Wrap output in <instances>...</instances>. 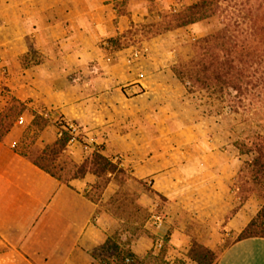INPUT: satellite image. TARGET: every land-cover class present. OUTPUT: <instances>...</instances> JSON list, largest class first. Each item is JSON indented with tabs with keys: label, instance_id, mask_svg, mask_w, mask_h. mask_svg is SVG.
<instances>
[{
	"label": "crops",
	"instance_id": "0c3cea01",
	"mask_svg": "<svg viewBox=\"0 0 264 264\" xmlns=\"http://www.w3.org/2000/svg\"><path fill=\"white\" fill-rule=\"evenodd\" d=\"M196 1L0 0V117L14 98L26 105L0 139V264H99L94 254L111 237V215L90 196L94 173L64 182L25 155L54 145L59 122L82 135L55 164L80 165L102 148L164 198H140L151 215L148 235L129 244L137 256L158 253L170 233L169 264H199L189 257L196 245L223 248L218 264H264V237L238 238L264 203L240 195L245 155L218 133L202 136L214 127L205 121L171 123L180 92L172 68L205 36L203 21L140 35L160 12ZM37 115L50 123L35 124ZM110 176L105 203L120 186Z\"/></svg>",
	"mask_w": 264,
	"mask_h": 264
},
{
	"label": "trees",
	"instance_id": "16d2710c",
	"mask_svg": "<svg viewBox=\"0 0 264 264\" xmlns=\"http://www.w3.org/2000/svg\"><path fill=\"white\" fill-rule=\"evenodd\" d=\"M228 1L197 0L192 5L183 6L173 15L165 16L164 12H160L161 20L144 26L142 30L160 25L163 29L156 32L159 35L165 31L198 23L216 14L222 15L224 26L199 39L194 56L181 69L175 68L174 72L183 84H191L196 89L218 96L219 101L226 104L221 106L223 109L227 106L229 113L238 114L239 109L245 107L247 101L253 102L252 97L255 100L260 98L256 93L258 89L264 87V0H256L253 5L254 11L249 17L236 16L233 12L230 14L228 9L222 6ZM244 3L241 2L240 5ZM238 6L239 3L236 1L233 7ZM192 90L190 92H193ZM25 109L24 103L15 98L12 99L11 106L0 117V139L10 130ZM253 114L256 117L255 120L264 129V111L256 110ZM34 121L35 124L38 123L40 126L42 124L43 127L50 123V120L39 115ZM64 126V122H59L61 136L54 145L46 147L37 156L25 155L29 156L37 166L64 182H69L71 178L84 177L87 172H92L98 177L94 188L99 186L102 178H106L105 186L107 187L111 174L117 175L120 171L125 173L109 156L102 153V148L94 150L84 163L71 164L68 177L53 171L48 164H55L57 157L66 149L71 138ZM234 146L242 155L253 154L252 160L245 161L240 170V178L244 177L247 185L244 189L246 196L242 197V200L245 201L250 193H256L264 202V132H255L246 141H236ZM149 191L163 198L152 188ZM250 237H264V203L238 238ZM152 238L155 242L158 241L157 237L152 236ZM169 239L170 233L163 239V246L158 253L153 249L146 256L139 257L129 247L131 242L123 245L109 237L102 249H108L112 255L100 256L96 253L94 257L99 264H169L166 259ZM222 249L214 251L196 245L190 251L189 257L199 264H218Z\"/></svg>",
	"mask_w": 264,
	"mask_h": 264
},
{
	"label": "rangeland",
	"instance_id": "374dc122",
	"mask_svg": "<svg viewBox=\"0 0 264 264\" xmlns=\"http://www.w3.org/2000/svg\"><path fill=\"white\" fill-rule=\"evenodd\" d=\"M236 1H238L239 6L233 7ZM241 2H249L250 4L246 5L244 3V5H240ZM255 3L256 0H229L228 2L223 3L222 6L226 7L230 14L233 12L236 13V16L240 15L242 17H249V15L254 11L253 5ZM178 12L167 10L164 11V14L166 16L173 15ZM203 25L206 32L205 36H207L218 31L224 26L223 17L220 14L213 15L203 20ZM162 29L163 28L160 25L154 26L152 28L142 30L140 35L143 38L150 37L152 35L155 36L157 35L156 32ZM203 37H199L190 41V57L184 60H179L176 64H174L172 68L173 71L175 68L181 69L184 64L190 61V59L194 56V50L198 47V40ZM178 81L180 84V92L174 102L176 114L173 121H171L172 126L175 129L184 128L194 125L198 122L205 121L210 124V126L214 127L213 129L211 127L199 129L202 136H209L214 135V133H218L217 135L220 139L223 141L231 139L233 145L236 141H246L247 138L255 132H264L262 125L255 120L256 117L253 114L256 110L264 111V87L258 89V92L256 91V94L260 96L258 100H255L254 97H252L253 102L247 101L245 103V107L239 109L238 114H231L229 113L227 106L224 109L221 107L224 103L219 101L217 98L218 96L216 97L211 95L209 92L196 89L192 87L191 84H183L179 79ZM191 89H193V92H190ZM257 95H255V97ZM225 105L226 104H224V106ZM32 154L37 156L39 153L37 150H34L32 151ZM245 158L246 159L244 162L247 160H252L253 154H245ZM48 165L59 175H62L63 177L70 176V171L68 170H70L72 165L65 158H62L57 164L49 163ZM114 181L120 186L116 193L112 194L111 198L106 203L102 200L106 189V178L100 179L99 186L95 187L91 191L90 195L94 200L100 202V213L105 211L111 215L113 223L111 237L114 238L118 243L124 245L142 235H148L146 222L151 213L148 206L140 201L141 197L146 199L144 196H142L143 193H146L147 195L157 199L160 204H163L164 198H160L151 193L149 191L150 186L147 182L141 184L138 181L132 180V178L126 172H117V175L114 177ZM237 185L241 190V197H245L246 193L244 192V189L247 186L245 183V178H240L239 175ZM161 210L162 207H159L157 212L161 213ZM228 243L229 240H227L225 244ZM96 253L100 256L112 255L108 249L102 248L98 249Z\"/></svg>",
	"mask_w": 264,
	"mask_h": 264
},
{
	"label": "built area",
	"instance_id": "2783aa9c",
	"mask_svg": "<svg viewBox=\"0 0 264 264\" xmlns=\"http://www.w3.org/2000/svg\"><path fill=\"white\" fill-rule=\"evenodd\" d=\"M64 128L71 135L69 143H74V142L80 141L82 133H81L79 127L76 124H74L72 122H68V123H65ZM60 136H61V132H60ZM162 246H163V241H160V242L157 243V248L158 249H161Z\"/></svg>",
	"mask_w": 264,
	"mask_h": 264
}]
</instances>
